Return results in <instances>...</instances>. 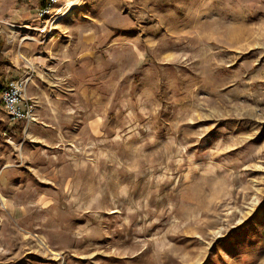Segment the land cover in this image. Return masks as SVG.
<instances>
[{"label":"rangeland","instance_id":"374dc122","mask_svg":"<svg viewBox=\"0 0 264 264\" xmlns=\"http://www.w3.org/2000/svg\"><path fill=\"white\" fill-rule=\"evenodd\" d=\"M58 1L0 0V264H264V0Z\"/></svg>","mask_w":264,"mask_h":264},{"label":"built area","instance_id":"2783aa9c","mask_svg":"<svg viewBox=\"0 0 264 264\" xmlns=\"http://www.w3.org/2000/svg\"><path fill=\"white\" fill-rule=\"evenodd\" d=\"M59 2L58 0H50L49 5H46L43 8H40L39 15H45L52 12V5ZM52 4V5H51ZM61 7L57 10V16H61L67 9V4H62L61 1L59 4ZM48 20L46 19L45 23H41L39 25H32L28 26L26 25V31H33L38 34H45L48 30ZM0 21V27L1 23ZM23 83L24 80L22 79H11L8 81V84L4 91L2 92V99L4 101V106L6 107V110L8 112V115L11 120H19L24 119L27 117H30L33 115L32 111V105L24 104L22 106V95H23ZM28 119V118H27Z\"/></svg>","mask_w":264,"mask_h":264},{"label":"trees","instance_id":"16d2710c","mask_svg":"<svg viewBox=\"0 0 264 264\" xmlns=\"http://www.w3.org/2000/svg\"><path fill=\"white\" fill-rule=\"evenodd\" d=\"M38 3H39V7L43 8L47 5V0H38ZM4 60H5V57L0 52V65L3 63ZM5 88H6V84L0 83V95L4 91ZM1 105H3V102H2V99L0 98V106Z\"/></svg>","mask_w":264,"mask_h":264},{"label":"bare ground","instance_id":"6f19581e","mask_svg":"<svg viewBox=\"0 0 264 264\" xmlns=\"http://www.w3.org/2000/svg\"><path fill=\"white\" fill-rule=\"evenodd\" d=\"M72 14V9H69V10H67L61 17H67V16H69V15H71ZM59 16H55L53 19V22H52V24H54L56 21H58L59 19H60V17H59V19H56V18H58ZM56 24V23H55ZM13 27H18V26H13ZM25 27H26V25H25Z\"/></svg>","mask_w":264,"mask_h":264}]
</instances>
